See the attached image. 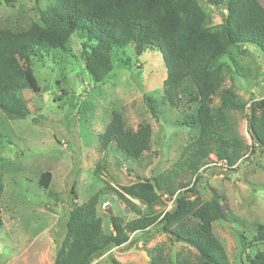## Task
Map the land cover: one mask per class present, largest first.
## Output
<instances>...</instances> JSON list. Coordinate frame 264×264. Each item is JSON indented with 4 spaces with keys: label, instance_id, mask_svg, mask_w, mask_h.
<instances>
[{
    "label": "rangeland",
    "instance_id": "1",
    "mask_svg": "<svg viewBox=\"0 0 264 264\" xmlns=\"http://www.w3.org/2000/svg\"><path fill=\"white\" fill-rule=\"evenodd\" d=\"M47 1L15 0L13 6L0 1V26L11 30L27 27L38 20L39 10ZM197 1L206 26L221 22L214 7L205 0ZM258 1L263 4V0ZM229 53L238 69L225 76L224 86L234 89L246 109L229 111L228 115L249 147L233 167L210 155L197 179L187 170L184 157L188 150H183L195 134L174 126L181 109L186 110L185 98V104L170 110L158 102L159 113L155 115L144 101V96L159 97L166 75L157 51L135 55L131 45L123 47L111 61V72L99 83L88 76L80 55V39L76 37L63 49L34 57L32 68L40 91H15L29 114L22 119H8L0 112V264H52L74 203L81 204L106 184L118 188L139 177L163 172L175 176L176 182H188L192 197L209 199L213 190L225 195L233 221L214 222L213 232L231 264H246L245 254L252 256L263 250V245L252 238L254 223L264 224V147L250 148L246 120L251 100L264 95V57L248 44L231 46ZM189 106L192 109L193 105ZM116 109L133 128L142 122L152 126L150 150L140 161H126L113 146L106 150L99 146L97 134ZM43 171L51 173L47 188L38 182ZM106 192L99 199L97 211L104 231L110 232V213L123 222L130 215L117 197ZM104 201L109 203L106 209L101 207ZM172 205V201L164 202L158 209L168 210ZM240 235L248 242L245 251ZM130 237L122 247L96 253L89 264H112L111 257L123 264H149L153 253L160 254L165 264H174L179 258L193 259L196 255L190 245L166 235L157 226Z\"/></svg>",
    "mask_w": 264,
    "mask_h": 264
},
{
    "label": "trees",
    "instance_id": "2",
    "mask_svg": "<svg viewBox=\"0 0 264 264\" xmlns=\"http://www.w3.org/2000/svg\"><path fill=\"white\" fill-rule=\"evenodd\" d=\"M0 1L8 6L15 2ZM205 2L221 16L216 26L205 25L197 0H48L39 10L38 20L27 27L11 30L0 26V112L8 119H22L29 114L15 91H40L32 60L63 49L72 37L80 39L83 65L95 83L108 76L115 53L123 47L131 45L135 55L154 50L162 58L166 75L159 97L144 96V101L155 115L159 113L158 102L170 110L180 108L182 97L185 98L186 110L181 109L174 126L195 134L183 149L188 150L184 160L189 173L197 179L210 155L233 167L249 146L241 140L228 115L229 111L246 109L234 89L224 86L225 76L238 69L229 49L248 44L264 57V0L263 4L258 0ZM248 110L246 131L252 142L250 148L264 147V95L252 99ZM105 124L97 134L101 149L113 146L126 161H140L150 150L152 126L148 122L133 128L116 109ZM174 177L163 172L139 177L118 188L106 184L81 204L74 203L66 216L65 233L52 264H89L96 253L126 245L131 234L146 232L153 226L195 249L193 259L182 257L174 264H231L213 232L214 222L233 221L225 195L212 189L209 199L192 197L189 183L176 182ZM50 180L49 171H43L38 178L44 188ZM2 184L0 174V215ZM103 191L117 197L130 215L123 222L110 213V232L104 231L97 211ZM168 201L173 202L171 208L158 209ZM253 229L252 241L264 247V224L254 223ZM240 239L245 251L247 239L243 235ZM110 262L123 264L113 257ZM245 262L264 264V249L252 256L245 254ZM148 263L165 264L162 256L154 253Z\"/></svg>",
    "mask_w": 264,
    "mask_h": 264
},
{
    "label": "built area",
    "instance_id": "3",
    "mask_svg": "<svg viewBox=\"0 0 264 264\" xmlns=\"http://www.w3.org/2000/svg\"><path fill=\"white\" fill-rule=\"evenodd\" d=\"M108 205H109L108 201H104V202L101 204V207H102L103 209H106V208L108 207Z\"/></svg>",
    "mask_w": 264,
    "mask_h": 264
},
{
    "label": "water",
    "instance_id": "4",
    "mask_svg": "<svg viewBox=\"0 0 264 264\" xmlns=\"http://www.w3.org/2000/svg\"><path fill=\"white\" fill-rule=\"evenodd\" d=\"M161 192H163V190L161 191ZM142 253L145 255V251L144 250H142ZM145 257L147 258V256L145 255ZM148 259V258H147Z\"/></svg>",
    "mask_w": 264,
    "mask_h": 264
},
{
    "label": "crops",
    "instance_id": "5",
    "mask_svg": "<svg viewBox=\"0 0 264 264\" xmlns=\"http://www.w3.org/2000/svg\"><path fill=\"white\" fill-rule=\"evenodd\" d=\"M119 247H122V246H119ZM119 247H112V249H113V248H119Z\"/></svg>",
    "mask_w": 264,
    "mask_h": 264
}]
</instances>
